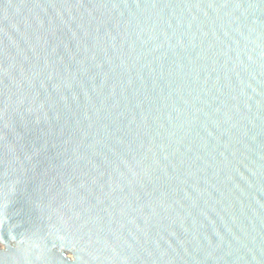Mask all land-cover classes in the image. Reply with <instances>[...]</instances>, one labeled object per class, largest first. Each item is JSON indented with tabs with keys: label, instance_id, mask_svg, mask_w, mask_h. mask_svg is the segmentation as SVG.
I'll use <instances>...</instances> for the list:
<instances>
[{
	"label": "water",
	"instance_id": "95a60500",
	"mask_svg": "<svg viewBox=\"0 0 264 264\" xmlns=\"http://www.w3.org/2000/svg\"><path fill=\"white\" fill-rule=\"evenodd\" d=\"M0 264H264V0H0Z\"/></svg>",
	"mask_w": 264,
	"mask_h": 264
},
{
	"label": "rangeland",
	"instance_id": "374dc122",
	"mask_svg": "<svg viewBox=\"0 0 264 264\" xmlns=\"http://www.w3.org/2000/svg\"><path fill=\"white\" fill-rule=\"evenodd\" d=\"M0 247H2V245L0 244Z\"/></svg>",
	"mask_w": 264,
	"mask_h": 264
}]
</instances>
